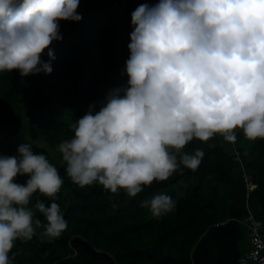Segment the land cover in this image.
<instances>
[{"label": "clouds", "instance_id": "9594fccd", "mask_svg": "<svg viewBox=\"0 0 264 264\" xmlns=\"http://www.w3.org/2000/svg\"><path fill=\"white\" fill-rule=\"evenodd\" d=\"M80 0H0V73L21 78L53 71L49 46L63 39L59 21H80ZM130 55L99 111L95 104L69 125L59 144L65 172L80 187L99 183L136 197L142 185L196 170L204 152H181L194 138L216 134L235 143V129L264 139V0H158L131 14ZM48 49V61L41 58ZM175 149L170 153L169 149ZM25 176L24 183L16 180ZM63 180L43 153L21 143L15 155L0 154V264H12L17 239L31 240L39 219L43 235L59 237L67 221L55 202ZM256 187V186H255ZM154 217L175 210L167 194L141 201ZM248 232V231H247Z\"/></svg>", "mask_w": 264, "mask_h": 264}, {"label": "trees", "instance_id": "16d2710c", "mask_svg": "<svg viewBox=\"0 0 264 264\" xmlns=\"http://www.w3.org/2000/svg\"><path fill=\"white\" fill-rule=\"evenodd\" d=\"M158 0H80V21H59L62 40L53 41V71L21 78L18 70L0 73V154L15 155L21 143L43 153L63 183L55 202L67 221L59 237L43 235L47 223L34 205L52 198L38 191L29 205L41 226L31 240L17 239L12 264H239L247 229L241 222L247 205L264 220V139L249 140L240 128L236 141L220 134L193 139L181 152L204 156L196 170L184 168L167 180L142 185L136 197L120 188L113 193L94 182L80 187L65 172L59 144L73 135L69 128L89 106L99 111L109 91L126 85L121 75L130 52L131 14L140 4ZM48 49L41 58L48 61ZM175 153V149H169ZM246 177L256 185L248 192ZM25 176H17L24 183ZM164 193L175 210L154 217L141 201ZM249 194V196H247ZM80 237L99 256L73 242Z\"/></svg>", "mask_w": 264, "mask_h": 264}, {"label": "built area", "instance_id": "2783aa9c", "mask_svg": "<svg viewBox=\"0 0 264 264\" xmlns=\"http://www.w3.org/2000/svg\"><path fill=\"white\" fill-rule=\"evenodd\" d=\"M246 180L248 181V192H252L256 185L251 178L246 177ZM241 222L248 231L251 247L241 254L239 264H264V220L260 219L247 205L246 214Z\"/></svg>", "mask_w": 264, "mask_h": 264}, {"label": "water", "instance_id": "95a60500", "mask_svg": "<svg viewBox=\"0 0 264 264\" xmlns=\"http://www.w3.org/2000/svg\"><path fill=\"white\" fill-rule=\"evenodd\" d=\"M73 242L77 243L78 245L82 244L84 246L85 251L90 252V254H93L96 257L99 256L98 253H100V251L97 248L92 247L86 240H83L80 237H76L73 239ZM102 256L107 257L112 264H116L108 253H104Z\"/></svg>", "mask_w": 264, "mask_h": 264}, {"label": "crops", "instance_id": "0c3cea01", "mask_svg": "<svg viewBox=\"0 0 264 264\" xmlns=\"http://www.w3.org/2000/svg\"><path fill=\"white\" fill-rule=\"evenodd\" d=\"M247 235H249V234L247 233ZM250 247H251V245H250V238H249V236H248V240H247L246 244L243 245L242 253L245 252V251H247V250H249Z\"/></svg>", "mask_w": 264, "mask_h": 264}, {"label": "rangeland", "instance_id": "374dc122", "mask_svg": "<svg viewBox=\"0 0 264 264\" xmlns=\"http://www.w3.org/2000/svg\"><path fill=\"white\" fill-rule=\"evenodd\" d=\"M235 133H236V131H235ZM248 236H249V235H246V237H245V240H246V241L248 240ZM241 248H243V245H241Z\"/></svg>", "mask_w": 264, "mask_h": 264}, {"label": "flooded vegetation", "instance_id": "af4514ba", "mask_svg": "<svg viewBox=\"0 0 264 264\" xmlns=\"http://www.w3.org/2000/svg\"><path fill=\"white\" fill-rule=\"evenodd\" d=\"M241 256V255H240Z\"/></svg>", "mask_w": 264, "mask_h": 264}]
</instances>
